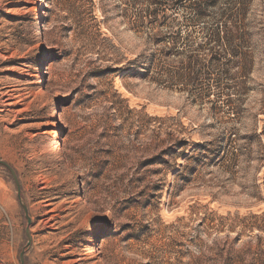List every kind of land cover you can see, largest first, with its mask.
<instances>
[{"label": "rangeland", "instance_id": "374dc122", "mask_svg": "<svg viewBox=\"0 0 264 264\" xmlns=\"http://www.w3.org/2000/svg\"><path fill=\"white\" fill-rule=\"evenodd\" d=\"M203 2L0 0V264H264V0L248 78Z\"/></svg>", "mask_w": 264, "mask_h": 264}, {"label": "trees", "instance_id": "16d2710c", "mask_svg": "<svg viewBox=\"0 0 264 264\" xmlns=\"http://www.w3.org/2000/svg\"><path fill=\"white\" fill-rule=\"evenodd\" d=\"M254 0H204L200 5H195L193 8V22L195 24L210 21L217 30H211L206 34V38L211 43L224 45L232 48L231 51H225L228 54L229 61L237 59V66L240 70L241 78H248L252 70V53L251 42L255 36L253 22L250 20L251 5ZM222 4V5H221ZM222 6V7H220ZM213 10H216L214 12ZM184 33L172 34L170 47L165 51L166 53H174L179 55L183 48L187 47L191 37ZM164 41H159V43ZM166 42V41H165ZM181 48V49H180ZM157 63L156 55H151L148 58L144 56L138 57L134 61L128 62L123 69H118L116 72L122 70L127 72V75L133 78L150 77L154 72ZM186 76L180 75L176 79L166 81H156V83L163 82V84L175 85L176 83L186 82ZM192 83L199 81V76L190 79ZM161 84V83H160ZM172 85V86H173ZM245 85V83H243ZM258 140L256 148L259 152H264V128L261 134L255 136ZM197 148L192 153H196L203 149L202 145H196ZM191 145L188 142H182L179 147L181 150H188Z\"/></svg>", "mask_w": 264, "mask_h": 264}, {"label": "water", "instance_id": "95a60500", "mask_svg": "<svg viewBox=\"0 0 264 264\" xmlns=\"http://www.w3.org/2000/svg\"><path fill=\"white\" fill-rule=\"evenodd\" d=\"M0 166H3V167H5L7 170H9V172L11 173V175H12V177H13V179H14V181H15V183H16V185L18 186V188H19V182H18V177H17V174H16V172L7 164V163H5V162H2V161H0ZM19 192H20V188H19ZM20 204H21V206H22V208H23V210H24V213H25V217H26V219H27V222H28V225H31V218L29 217V213H28V207H27V205L23 202V200L20 198ZM27 235L29 236V232L27 231ZM30 239H29V244H28V246H30ZM21 260H22V264H25V262H24V258H23V254L21 255Z\"/></svg>", "mask_w": 264, "mask_h": 264}, {"label": "bare ground", "instance_id": "6f19581e", "mask_svg": "<svg viewBox=\"0 0 264 264\" xmlns=\"http://www.w3.org/2000/svg\"><path fill=\"white\" fill-rule=\"evenodd\" d=\"M94 246V243L89 244L88 246H80L77 248V256L79 257L76 260L77 264H88V256L92 254L90 251Z\"/></svg>", "mask_w": 264, "mask_h": 264}]
</instances>
